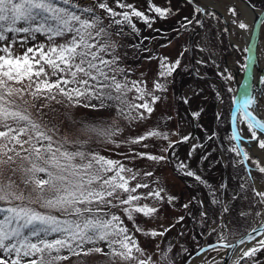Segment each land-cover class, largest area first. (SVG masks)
Returning a JSON list of instances; mask_svg holds the SVG:
<instances>
[{
    "label": "rangeland",
    "instance_id": "rangeland-1",
    "mask_svg": "<svg viewBox=\"0 0 264 264\" xmlns=\"http://www.w3.org/2000/svg\"><path fill=\"white\" fill-rule=\"evenodd\" d=\"M247 1L257 10L264 9V0ZM54 2L58 7L69 8L82 17L89 15L83 11L84 8H94L95 14L101 16L103 25L112 33L110 38L116 45L115 55L119 59L115 67L123 70L116 73L117 80L121 82L126 80L129 84L132 81L143 82L140 86L159 99L151 103V97L145 96L153 111L150 114L144 112L143 119L139 118L135 111L131 114L136 117L135 119L118 115V109L112 106L110 101L105 102V107H99L100 101L96 99L86 101L82 98L80 105H68L66 101L57 104L55 101L33 99L30 95H25L24 100L28 103L25 104L23 101L18 103L22 108H27L34 119L54 128L55 139L69 141L70 143L65 145L69 151L79 149L86 156L99 155L105 159L120 161L126 169H131L132 172L124 173L126 177L133 174L136 176L130 181L129 187H135L137 184L148 185L146 188H138L134 195L146 196L148 192L162 190V199L153 196L135 202L156 208L157 211L152 217L134 213L132 222L126 218L123 211L114 208L104 209L115 212L124 220V225L134 234L140 248L144 250L141 259L150 257L151 264H188L195 256L202 255L205 264H221L227 251V247L222 245L225 243L230 245L240 237L231 234L232 220L229 208L232 199L239 195V188H230L229 169H232L233 178L236 177L234 178L236 184L245 185L243 189L246 192L245 200L238 211L240 210L241 217L242 213H246V217L250 218L249 230L260 223L264 214V205L254 202L253 191L250 189V186L252 188L254 186L257 191H264V174L259 173L252 160H259L262 165L264 163L253 154L246 140L241 138L254 141L257 145L258 143L252 138L251 130L248 129L241 113H238V119L236 117L234 131L230 125L235 96L230 85L232 73L228 61L235 58L240 76L244 75L247 50L239 44L244 41L241 32L234 27L229 29L226 22L212 11L203 14L201 9L189 0H72L73 4L79 6L78 8L64 4L63 0ZM101 2L116 12L131 11L120 8L118 3L131 5L144 13L151 23L146 24L142 19L133 16L132 22L138 31H133L127 25H116L107 12L96 7ZM154 7L167 10V15L158 16L154 12ZM232 9H235V14ZM228 12L233 16L234 24L239 26L243 23L247 25L245 30L249 29L247 23L236 20L238 10L234 5L228 7ZM21 26L28 25L24 21H19L16 27ZM121 28L122 33L116 35ZM4 34L9 39L0 41V48L10 46L16 56L22 55L28 47L49 44L46 36L40 33L35 35V39H28L23 46L19 41L25 34L8 32ZM232 37L236 41H233ZM67 38H56V43H63ZM258 46H264V22ZM3 54L0 52V55ZM105 59L112 57L105 55ZM177 60L180 61L179 66L172 74L166 78L161 77V62L174 65ZM157 82L163 85L162 90L154 88ZM260 89L264 97V78ZM139 94L133 88L127 93V99L133 101V97ZM133 102L140 104L144 101ZM83 103L95 104L97 107H84ZM44 104L48 106L40 108ZM86 128L108 129L113 134L109 137L99 136L95 132L87 131ZM151 131L159 132L161 136L148 137L139 143H132ZM233 135L237 137L235 140L231 139ZM184 137L188 139L184 140ZM234 145L238 147L241 145L251 159L241 164L240 161L243 159L241 154L237 155L231 150ZM139 153L166 158L154 161L142 158L137 155ZM82 162L87 161H81L79 158L74 161ZM20 164L27 166L26 161L22 162L17 158V165ZM182 164L185 167H181ZM188 171L195 173L200 180L186 175ZM7 175L11 173L8 172ZM20 176L21 173L18 172L12 177L20 185L18 191L24 189V185L20 183ZM117 195L124 198L126 194L118 192ZM2 206L5 205L0 204V207ZM32 206L42 212L47 211L38 204ZM90 207L95 208L96 205ZM224 208L228 211H224ZM258 212L261 214L257 215ZM52 214L61 220L69 218L56 211H52ZM136 225L148 233L157 232L163 235L152 236L135 232ZM221 236H225L226 239L221 241ZM214 243L217 245L202 254L197 253L202 247ZM100 246L108 251L105 245ZM61 255L68 253L63 252ZM263 260L264 248H260L252 257H245L239 264H264ZM59 264H128V262L119 257L111 260L105 255L93 253L88 256L83 254L70 256L68 260L60 261Z\"/></svg>",
    "mask_w": 264,
    "mask_h": 264
},
{
    "label": "snow or ice",
    "instance_id": "snow-or-ice-1",
    "mask_svg": "<svg viewBox=\"0 0 264 264\" xmlns=\"http://www.w3.org/2000/svg\"><path fill=\"white\" fill-rule=\"evenodd\" d=\"M63 3L71 4L72 8L79 7L72 0H63ZM118 6L131 11L116 12L104 2L96 7L107 12L116 25H127L133 31H138L132 22L133 16L146 24L151 23L144 13L131 5L118 3ZM83 11L89 15L82 17L69 8L58 7L54 0H0V29H3L0 31V41L9 39L4 32L25 34L19 41L21 46L28 39H35L37 33L45 35L49 41L47 45L28 47L20 56L14 55L10 46L0 48V52L4 53L0 55V204L5 205L0 207V264H59L70 256H88L93 253L105 255L111 260L119 257L128 264L133 261L135 264H151L150 257L140 258L144 250L124 225L121 216L104 209L123 211L132 222L134 213L152 217L156 208L135 202L153 196L162 199V190L148 192L146 196L134 195L138 188H146L148 185L129 187L130 181L136 176L133 174L126 177L124 173L132 172L131 169H126L120 161L99 155L86 156L79 149L69 151L65 146L69 141L55 139L54 128L34 119L32 113L18 103H28L24 100L25 95L33 99L55 101L57 104L66 101L68 105H80L82 98L86 101L96 99L100 101L99 107H105L106 101L112 102V106L118 109V115L130 119L136 118L131 115L134 111L141 119L144 118V112L150 114L153 111L145 96L151 97V103L159 98L141 87L143 82L132 81L129 84L126 80H117L116 73L123 70L115 67L119 58L115 55L116 45L110 38L112 33L103 25L101 16L95 14L94 8H84ZM231 11L235 14V9ZM154 12L160 17L167 15V10L160 7H154ZM19 21H24L28 26L16 27ZM239 27L245 29L247 25L241 23ZM121 33L122 28L115 34ZM65 37L68 38L63 43H56V38ZM105 55L112 59H105ZM179 63L177 60L174 65H169L162 61L160 76L166 78L171 75ZM133 88L140 93L133 97V101L141 100L143 103L137 104L127 99V93ZM154 88L162 90L163 85L157 82ZM250 103L248 99L243 102L245 123L258 147L264 149V138L258 137L256 131L264 132V120L248 111ZM47 106L44 104L40 108ZM82 106L97 107L91 103H83ZM141 109L144 111H139ZM86 130L104 137L113 134L108 129ZM156 136H161V133L151 131L132 143ZM164 138L167 139L166 136ZM236 138V135L231 137L233 140ZM231 150L237 155L241 154L236 145ZM137 155L154 161L166 158L145 153ZM17 158L26 161L27 166L17 165ZM77 158L87 162L74 163ZM250 159L245 151L240 163L244 164ZM252 163L259 173L264 174V165L259 160H252ZM8 172L11 175H7ZM18 172L21 173L20 183L24 185V189L19 191L17 189L20 185L12 179ZM186 175L200 180L192 171ZM240 187L243 190L245 185ZM252 191L254 202L264 205V191H257L254 186ZM118 192L126 195L121 198ZM35 204L47 211L38 210L32 206ZM93 204L95 208L90 207ZM52 211L69 218L61 220ZM224 211L228 209L224 208ZM134 231L144 235H163L148 233L138 225ZM49 236L52 238L49 239ZM225 239V236H221V241ZM101 244L107 247V252ZM222 246L230 245L225 243ZM260 248H264V240L260 241L259 247L242 250L240 259L252 257ZM63 252L68 255H61ZM235 264H239V259Z\"/></svg>",
    "mask_w": 264,
    "mask_h": 264
},
{
    "label": "bare ground",
    "instance_id": "bare-ground-1",
    "mask_svg": "<svg viewBox=\"0 0 264 264\" xmlns=\"http://www.w3.org/2000/svg\"><path fill=\"white\" fill-rule=\"evenodd\" d=\"M190 2L193 3L199 9H201V11H212L219 15L226 22L229 29H232L233 27L238 29L244 38V41L241 43L239 42V44H241L245 49L247 48L251 38L253 25L260 14L259 10L253 9L249 4L241 0H190ZM226 5L228 6L226 7ZM231 5H234L238 10L236 20L238 22L242 21L247 23L249 26L248 30L241 29L238 25L232 22L233 16L228 12V7ZM232 40L236 41L233 37ZM228 67L231 69L232 73L230 85L232 86L233 93L236 98L242 87L243 76H240L239 74V68L235 58H232L228 61ZM262 73H264V46H258L253 78L246 92L245 100L248 99L251 101L248 107V111L251 112L252 115L256 116L257 118L264 120V97L258 82L259 77ZM256 131L258 137L264 138V134L262 132H260L259 130ZM241 139L246 140L253 154L257 155L264 163V150L260 149L254 141H248L247 138L244 137H242ZM263 222L264 214L260 223ZM262 240H264V232L257 235L254 239L242 243L236 249L229 264H235V262L240 259L242 250H247L253 246L259 247V243ZM188 264H205V258L202 255H197L192 258V260Z\"/></svg>",
    "mask_w": 264,
    "mask_h": 264
},
{
    "label": "water",
    "instance_id": "water-1",
    "mask_svg": "<svg viewBox=\"0 0 264 264\" xmlns=\"http://www.w3.org/2000/svg\"><path fill=\"white\" fill-rule=\"evenodd\" d=\"M242 1L247 2L246 0H242ZM202 12H203V14H205L204 10ZM263 21H264V9L260 10V14L257 17V19L253 25L251 38H250L249 44L246 48L247 49V55H246L245 70H244V75H243V80H242V87H241V90L238 93L237 97L235 98L234 105H233L232 112H231V126H232L233 130L235 128V118H236L238 111H240L241 114L243 115V111H244L243 102L245 101L246 92H247V90L251 84L252 78H253V73H254V69H255V62H256V58H257V46H258L259 34H260V30H261ZM263 77H264V73H262L260 78H259V85H261V81H262ZM262 133L264 134V132H262ZM240 150H241V153L243 156V152H244L243 148L240 147ZM262 232H264V222L259 223L254 228H252L249 232L242 235L236 241H234L232 244H230V246L227 247V251H226V254L223 258L222 264H229L230 263L231 258L233 256V254L235 253L236 249L242 244L241 241H243V243L250 241V240L254 239L257 235L261 234ZM215 245H217V243L202 247L199 250L198 254H202L207 249H209ZM241 260L242 259H239V262Z\"/></svg>",
    "mask_w": 264,
    "mask_h": 264
},
{
    "label": "trees",
    "instance_id": "trees-1",
    "mask_svg": "<svg viewBox=\"0 0 264 264\" xmlns=\"http://www.w3.org/2000/svg\"><path fill=\"white\" fill-rule=\"evenodd\" d=\"M231 172H232V169H229V172H228L229 186L232 189L239 188V195H236V197L232 199V204L229 208L230 209L229 215L232 220L231 234L234 236H241L242 234L248 231L249 226H250V218H247L246 217L247 215H243L241 217L239 215L240 210L238 211V209L242 208V204L245 200L244 195L246 194V192L242 190L238 184H236L237 183L236 179H234L236 177L233 178V175ZM250 184H251V181H250ZM250 189L252 191L251 186H250Z\"/></svg>",
    "mask_w": 264,
    "mask_h": 264
}]
</instances>
